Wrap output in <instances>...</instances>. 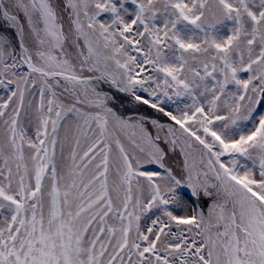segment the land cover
Wrapping results in <instances>:
<instances>
[{"label": "rangeland", "instance_id": "obj_1", "mask_svg": "<svg viewBox=\"0 0 264 264\" xmlns=\"http://www.w3.org/2000/svg\"><path fill=\"white\" fill-rule=\"evenodd\" d=\"M29 1L22 13L18 0H0V264H264V240L248 229L256 222L264 229V205L249 203L254 186L237 177H256L264 196L258 175H264V140L245 160L227 162L214 143L201 157L176 132L188 112L195 113L197 129L204 127L198 107L215 117L211 127L226 144L254 131L256 114L264 115V22L253 31L218 10L217 0H190L188 7L187 0H137V6L118 0L119 15L137 28L132 38L140 40L139 49L172 72L152 75V87L178 103L164 106L119 86L99 39L89 32L103 37L94 8H79L83 43L65 0ZM201 13L195 27L186 20ZM221 22L234 27L216 29ZM111 36L123 43L121 35ZM154 36L165 42L153 44ZM191 43L199 45L192 49ZM123 49L128 56L135 47ZM50 55L83 80L52 68ZM251 65L247 77L243 71ZM240 77L250 84L241 85ZM185 83H193L191 96H183ZM199 201L206 221L194 227L170 223L192 214L180 211L181 204L195 208ZM194 213L201 217L198 209ZM165 221L169 229L161 231ZM139 229L147 236L141 238ZM217 229L231 235L229 244Z\"/></svg>", "mask_w": 264, "mask_h": 264}, {"label": "trees", "instance_id": "obj_2", "mask_svg": "<svg viewBox=\"0 0 264 264\" xmlns=\"http://www.w3.org/2000/svg\"><path fill=\"white\" fill-rule=\"evenodd\" d=\"M69 9L71 10L74 18V25L77 31L79 32V14L82 10H85V7L91 6L92 8L95 9V12L91 14L93 16L92 18H95L96 20V25L98 24L100 28H103L104 30L102 31L103 37L100 35L95 34L94 30H89L91 33V36L95 37L97 40L99 39L98 43V50L106 63L112 68L117 82L119 86L124 89L127 92L130 93H135L131 89H135L139 93H146L148 97H151L153 100L159 102L161 105L166 106L164 103H174L178 104L176 101H174V95L171 94H162L163 88H156L152 87V81H153V73L154 71H161L162 74L165 76L166 75H171V70L169 69H161L158 65V62L156 59H154L151 56V51L145 50V49H139V46L141 45L140 40L135 41L132 36L135 32L136 26L132 20H124L118 13L117 5H118V0H81L80 2H77L75 0H65ZM134 5H139L137 0H130ZM208 1H213V0H208ZM218 3L216 4V7L218 10L226 11L229 12L233 17H236L239 21L238 23H243L242 21H245L244 23H248V25H252V29L254 30H260L261 29V24L264 22V0H235L234 4H229L226 3L224 0H217ZM190 0H187V2L183 3L184 7H188V3ZM18 5L20 10H22V13L24 12V8H26V5H31V1L29 0H18ZM82 9L81 11L79 10ZM212 11V10H211ZM210 12V11H209ZM99 13V14H97ZM97 14V15H96ZM104 14V15H103ZM204 14H200L196 19L190 20L186 19L188 23L192 26H196L197 23L201 22L200 19L203 18ZM102 16L103 18H106L108 20V23L106 22H100ZM187 17H190L189 15ZM102 18V19H103ZM139 21L142 20V18L139 17ZM110 22V24H109ZM224 23H220L218 26L215 28L218 29H226L234 26H227L224 25ZM90 27H94L89 23ZM119 34L123 38V43L120 45L114 42L113 36L111 34ZM249 34L252 35L251 32ZM254 36V35H253ZM59 37V36H58ZM81 40L83 43H85L84 38L80 35ZM63 40V39H62ZM45 39L43 37H39L38 42L41 44L44 43ZM59 45L58 46H53L55 47L56 50H58L57 47L60 46L61 41V36L60 40L58 38ZM61 41V42H60ZM164 39L161 38L160 36H154L153 37V44L155 43L156 45H162L164 43ZM127 43H130L135 49L131 50L133 53L127 56V52L123 49L124 45H127ZM199 44H193L191 43V48L195 49ZM2 46H0L1 48ZM2 50V49H0ZM130 51V52H131ZM137 52H139V55H141V59H139ZM259 60H262L261 57L259 56ZM18 65H25L24 62H20L18 58L15 59ZM48 62L50 65L55 67L54 69L56 70H61L64 72H68L72 75H76V72L69 68H65L60 61H57V59H54L51 55L48 57ZM252 70V65L245 67V75L247 77L250 76V72ZM60 71V72H61ZM62 73V72H61ZM245 76V77H246ZM78 79L83 80L81 76H77ZM239 83L241 85H249L250 83L247 82H242L243 77H240L238 79ZM55 82V81H54ZM255 83V82H252ZM165 83H163V86ZM262 85V84H261ZM183 90V96H191L194 94L195 90L193 88V83L192 84H184ZM82 95V94H81ZM244 97V94H243ZM75 105L69 106V108H74ZM176 108V107H174ZM108 115L111 117H115L116 114L113 110H108L107 111ZM173 112H176L173 109ZM196 114L201 115L204 120V127L202 129H197L196 128V116L195 113L188 112L185 115V119L180 118L179 121V126L176 128H179L180 131L178 132V135L183 141H187V143L192 144L194 148L200 149L199 156H203V149L207 146H210L212 143L215 144L216 148L218 151H221V153L224 154L223 159H227V162H234L235 160H240L243 159L245 160L249 156L247 155L249 150H251V147L257 145L261 148L262 143L264 140V115L263 113L256 114L257 117V123L255 125L254 131L248 136V137H239L235 140H233L230 144H226V141L217 133L213 130L211 125L215 122V117L212 118L206 108H201L198 107ZM120 120L124 123H131L134 127L140 128V124L137 121H128V119L121 117ZM150 124H154L153 122H150ZM240 126V123H238ZM238 126V125H237ZM238 126V127H239ZM154 127V125H153ZM190 127V128H189ZM194 128V129H193ZM184 130V131H183ZM240 130V129H236ZM199 131V133L197 132ZM149 140L151 143H155L157 140L152 138V136H149ZM149 142V141H148ZM149 146V145H148ZM223 163V161H221ZM191 164V165H190ZM187 165V169L190 171L191 169H194L195 164L192 162ZM237 172V170H234ZM263 171L258 170V175L263 178L264 181V175L262 173ZM244 173L241 174V176H237L239 180L244 181L247 180L249 184H251L253 189L249 190V203H261L264 205V196L263 193L260 192V185L261 181H259L256 177H252V179H247L246 176H243ZM203 180L205 181H210L209 176H203ZM187 185V189L188 186ZM182 205V204H181ZM180 205V211L181 210H189L188 214L192 213L189 217L182 219V218H174L171 217L169 219L170 223L172 225H180V226H188V227H194L196 224H199L202 220L206 219V207L205 203L203 201H199L195 204V208L198 209V211L201 213V217L198 218L197 215L194 213V207L189 204V203H184L183 206ZM100 207V201L97 200L95 201V209L98 210ZM93 208V209H94ZM247 211H249L248 208H246ZM94 214V213H93ZM108 214H111L108 213ZM112 215V214H111ZM196 215V216H195ZM260 217H262L261 212L259 213ZM96 216V214H95ZM127 219V217H125ZM264 218V217H263ZM100 221H106V218L100 219ZM206 221V220H205ZM170 223L168 221H165L163 227L161 228V231H166L169 229ZM242 224V222H241ZM244 226V225H243ZM221 226L220 228H222ZM252 235L254 237H258V235L261 236V238L264 240V229L259 223H254L248 228ZM124 231L123 234L128 236L130 234L129 229L127 230H122ZM149 231V230H148ZM139 233L142 236L146 237L147 233L145 234L144 231L141 232L139 229ZM123 234H119L117 237L113 239V243L115 242H120L121 238L123 237ZM217 234L222 240L223 244H229L231 242V235L228 233H223V229H217ZM176 237H180L175 233ZM158 237H155L153 239V243L156 245L158 243ZM262 245V244H261ZM264 252V245L261 246ZM230 250V249H229ZM225 250V254L229 256L231 259H233V254L230 251ZM228 258V257H227ZM77 259V258H76Z\"/></svg>", "mask_w": 264, "mask_h": 264}, {"label": "water", "instance_id": "obj_3", "mask_svg": "<svg viewBox=\"0 0 264 264\" xmlns=\"http://www.w3.org/2000/svg\"><path fill=\"white\" fill-rule=\"evenodd\" d=\"M148 127H149V129H148V130H149V132H150V135H151V136H152V138H153V136H154V135H153V134H154V131H153V129H152V127H151V125H149V124H148Z\"/></svg>", "mask_w": 264, "mask_h": 264}]
</instances>
